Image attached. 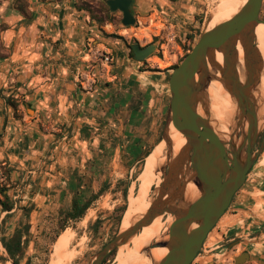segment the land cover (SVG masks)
Listing matches in <instances>:
<instances>
[{
  "label": "crops",
  "instance_id": "0c3cea01",
  "mask_svg": "<svg viewBox=\"0 0 264 264\" xmlns=\"http://www.w3.org/2000/svg\"><path fill=\"white\" fill-rule=\"evenodd\" d=\"M134 11L140 24L117 29L110 23L103 27L108 39L89 24L86 12L56 0H35L28 17L16 11L4 15L8 29L0 50V170L7 172L8 179L3 177L0 187L9 188L15 203L11 212L3 211L0 204V226L11 230L4 235L14 233L12 220L21 216L27 199L35 201L30 192L66 184L61 180L66 136L55 132L80 125L83 111H91L99 101L97 92H84L81 87L87 84L84 79L105 76L96 65V53H110L113 58L112 75H107L113 84L105 93L109 111L119 112L124 128L115 157L123 151L120 158H138L145 149L138 133L145 130L155 109L169 108L172 68L179 63L182 47L198 39L197 19L206 14L205 9L199 0H134ZM141 37L165 39L158 51L161 55L144 62L131 58L129 45L141 42ZM10 96L17 110L8 102ZM262 163L264 159L254 166L216 226L221 240L241 238L250 257L259 259L264 258ZM52 189L64 191L63 186Z\"/></svg>",
  "mask_w": 264,
  "mask_h": 264
},
{
  "label": "water",
  "instance_id": "95a60500",
  "mask_svg": "<svg viewBox=\"0 0 264 264\" xmlns=\"http://www.w3.org/2000/svg\"><path fill=\"white\" fill-rule=\"evenodd\" d=\"M105 3L112 12L122 13L124 27L136 25L134 0H105ZM263 3L264 0H247L229 20L212 29L206 25L192 51L173 69L167 121L157 142V146L164 141L166 145L163 153L166 161L157 168L162 183L155 187L146 214L135 217L132 226L119 232L97 253L91 264H102L109 254L129 244L144 227L169 215L174 220L168 228V238L152 242L144 250L146 253L155 248L168 250L167 256L155 264H192L203 250L209 235L229 210L264 151V138L258 147L264 127L259 126V101L253 94L263 66L255 35L257 26L264 24L261 18ZM239 48L244 53L243 82L238 72ZM132 49L133 59L144 62L157 47L151 44L143 48L134 44ZM217 53L223 56L222 65L216 62ZM213 80L223 84L236 104L235 124L228 132L217 126L208 107L206 90ZM199 106L203 107V115L198 112ZM171 124L187 141L176 156L168 137ZM151 154L152 151L146 159ZM185 171L190 173L188 178ZM189 183L197 187L200 196L185 204ZM8 260L12 263L9 256ZM249 260L247 252L235 258L236 264Z\"/></svg>",
  "mask_w": 264,
  "mask_h": 264
},
{
  "label": "rangeland",
  "instance_id": "374dc122",
  "mask_svg": "<svg viewBox=\"0 0 264 264\" xmlns=\"http://www.w3.org/2000/svg\"><path fill=\"white\" fill-rule=\"evenodd\" d=\"M42 1L46 2L48 0ZM56 2L71 5L77 11L86 12L87 16L90 17L89 24L93 23L99 29L100 36L104 39L109 38V35L103 29L104 26L112 23L118 27L117 29L125 28L122 25L123 15L119 11L112 12L105 0H56ZM199 2L206 12V14L200 15L197 19L199 25L198 35L200 37L211 15L219 9L221 0H199ZM34 3L35 0H0V50L3 48L1 43L2 35L8 29L4 15L16 11L28 17L30 8ZM261 18L264 19V3L261 10ZM103 20H105L104 23ZM139 24L137 20V25ZM140 39L141 42L132 41V45L139 44L144 48L153 44L157 47V50L151 56L161 55L158 51H161V45L165 43V39L161 37H153L152 39L141 37ZM198 39L192 44L189 45L187 43L182 47L183 52L179 57L178 65L192 51ZM96 65L98 69L103 70L102 74L105 76L94 77L92 78L93 80L91 79L92 81L84 79L87 84L85 86L81 85V87L84 92H97L99 101L96 102L91 111H83L80 125L73 123L70 127L56 128V134L66 136V149L63 151L67 157L63 162V167H61V170H63L61 180L66 182V184L60 185L63 186L64 191L62 193L59 190L50 191L51 188L60 189V186L58 187L57 185L47 188L48 191H40L38 188L35 192H30L33 193L35 201L32 202L27 199V203L23 205L24 207L30 204L28 205V207L32 208L29 215L30 219L21 211V216L24 218H22L23 221L21 216L12 220L16 224L15 230L25 226L27 222L31 224L30 233L24 239V257L20 264H51L55 254V244L64 231H69L74 238L68 249L70 256L68 255V258L62 259L59 264H91L97 253L103 250L122 231L124 216L126 217L127 214L133 216L134 214L131 215L130 212L135 209L134 207H136L138 202L142 199V201H145L146 197L153 194L155 190L156 182L149 184L146 188H142L139 177L144 171L143 169H145L146 157L149 155H146L147 152H154L155 146L162 136L167 121L168 108L159 112L155 109L151 113L145 130L142 133H138L141 134L145 146L138 158L130 160L128 155L120 158L123 151H119L115 157L116 150L123 144L124 128L122 122L118 120L119 112L116 111L114 114L109 111L110 102L107 99V93H105V90L113 84V81H110L108 79L109 76H107L112 75L110 71L112 63L106 65L100 57ZM10 98L13 100L11 96ZM30 115L34 116V113L32 112ZM263 159L264 151L255 165L259 164ZM262 166H257L256 169H261ZM1 174L6 177L4 170H1ZM4 182L5 180L0 181V185L4 184ZM71 183L72 185H70ZM77 185L80 186L81 190H86V199L92 193L101 192V195L93 202L83 218L77 221H69L66 224V228L62 229L61 219L63 216L60 215V212L68 211L74 197L78 195V192H81V190H77ZM124 206L127 207V210L122 214L121 208ZM120 216H123L121 223L118 221ZM162 224L164 232L168 226L167 216L163 218ZM7 227L5 224L0 226V231H2L0 240L4 233L8 234L11 232V230H7ZM219 231L220 229L215 228L211 232L203 250L192 264H236V257L250 251L244 246L241 238H234L231 241L227 239L221 240ZM7 234L5 236L9 237ZM141 234L142 231L134 239H139ZM121 248L120 250H115V255L102 264H119L120 251L125 255L127 254V256L129 255L128 257L130 258L135 252H144L145 250L136 249L132 240ZM0 257L2 258L0 264H12L8 260L1 241ZM242 264H264V258L259 259L256 256H251L248 262Z\"/></svg>",
  "mask_w": 264,
  "mask_h": 264
},
{
  "label": "bare ground",
  "instance_id": "6f19581e",
  "mask_svg": "<svg viewBox=\"0 0 264 264\" xmlns=\"http://www.w3.org/2000/svg\"><path fill=\"white\" fill-rule=\"evenodd\" d=\"M246 1L247 0H221V5L219 9L211 15V18L208 21L207 24L208 29H212L219 23L232 18L235 14H237L241 6L245 4ZM255 35H256V43L258 49L263 58V66H262L260 81L256 86V88L254 89L253 94L255 98L259 101L258 102L259 126L263 128L264 127V24L263 23L257 26ZM239 54H240V61L238 66V72L240 79L243 82L245 80V68L243 63L244 53L241 48H239ZM215 59L218 64L220 65L223 64L224 60L221 54L217 53L215 55ZM206 96H207L206 99L208 101L207 102L208 107L212 113V118L216 120L217 126L220 129L228 132L229 127L234 126L235 124L234 119L237 114L236 104L232 96L220 81H215V80H213L209 84L206 90ZM198 112L199 114L203 115V107L199 106ZM168 137L171 141L173 152L176 156L180 152V150L186 145L187 141L183 136V134H181L173 124L170 125ZM165 148H166L165 141L162 142L159 146L156 145L154 152L146 159L145 169L139 177L142 188L148 187L149 184L153 182H156L154 187H159L160 184L162 183L161 173L157 174V168H159L166 161V157L163 156ZM185 172H186L185 175L188 178L190 173L188 171ZM199 196H200V192L197 189V187L193 183H189L184 195L185 204L194 202ZM142 200L139 201L136 207H134L135 209L130 212L131 215L134 214L133 216H130L128 214L126 215V217L124 216L125 219L124 221H122L123 222L122 231H125L132 226L135 217L141 218L143 215L146 214L153 201V196L152 194H150L146 197L145 201ZM164 217L165 216L159 217L151 225L144 227L141 230L142 234L139 239L137 240L134 238L131 239L135 243L136 249H140V250L146 249L152 242L166 240L168 238V228L172 224L174 218L170 215L167 216L168 226L163 232L162 220ZM73 238H74L73 235L70 234L69 231L63 232V234L58 238L55 244V254L51 264H59L60 261H62V259L66 258L69 255L68 249L71 243L73 242ZM121 249L124 250L123 248ZM167 254H168V250L166 248H155L151 250L149 253L135 252V254L131 255L129 258L128 257L129 255L127 256V254L125 255L120 251L118 260H119V264H124V263L125 264H155L161 261L165 256H167ZM71 256L73 255L71 254ZM246 258L247 257L245 256V259Z\"/></svg>",
  "mask_w": 264,
  "mask_h": 264
},
{
  "label": "trees",
  "instance_id": "16d2710c",
  "mask_svg": "<svg viewBox=\"0 0 264 264\" xmlns=\"http://www.w3.org/2000/svg\"><path fill=\"white\" fill-rule=\"evenodd\" d=\"M105 6H106V8H108L107 5H105ZM104 22H105V20H103V23ZM129 49H130V57L133 58L134 52L132 49V45H129ZM176 66H174L172 69H174ZM8 102L14 107L15 110L18 109V104L14 100H11V98H9ZM148 154H149V152H147L146 155H148ZM5 175L8 179V174L6 171H5ZM8 189L9 188H7L6 186L0 187V196L2 197L0 199V204L3 208V211H5V212H11L15 208L14 201L10 198V196L7 193ZM77 190H81L79 185H77ZM100 193L101 192L92 193L89 196V198L86 199L87 192L85 189L81 190V192H78V195H76L72 201V205H71L70 209L68 211H61L60 212V215L63 216V218L61 219L62 229L66 228V224L69 221H77V220H80L81 218H83L85 216L87 210L93 204V202L99 198V196L101 195ZM21 209H22L24 215L26 217H28V219H30L29 215L32 211V208L28 207V206H24ZM126 210H127V207L124 206L123 208H121V213L122 214L125 213ZM122 218H123V216H120L118 218L119 223H121ZM30 230H31V224L29 222H27L25 224V226H23V227L21 226L20 228H17L11 236L6 237L4 235L1 238V240H0L1 244H2L7 255L9 256V259L12 261L13 264H20L21 260L23 259V257H24V239L26 238V236L29 235ZM115 252L116 251L109 254V256L107 257V259L104 262H106L111 257H113L115 255ZM1 260H2V258L0 257V262H1Z\"/></svg>",
  "mask_w": 264,
  "mask_h": 264
},
{
  "label": "built area",
  "instance_id": "2783aa9c",
  "mask_svg": "<svg viewBox=\"0 0 264 264\" xmlns=\"http://www.w3.org/2000/svg\"><path fill=\"white\" fill-rule=\"evenodd\" d=\"M96 56H98L99 58H102V62L106 65H109L110 63H112L113 58L112 55L110 53H96ZM3 179V175L1 174V170H0V181H2Z\"/></svg>",
  "mask_w": 264,
  "mask_h": 264
},
{
  "label": "flooded vegetation",
  "instance_id": "af4514ba",
  "mask_svg": "<svg viewBox=\"0 0 264 264\" xmlns=\"http://www.w3.org/2000/svg\"><path fill=\"white\" fill-rule=\"evenodd\" d=\"M264 138V134H262L260 137H259V140H258V147L260 146V144L262 143V140ZM236 246V245H234Z\"/></svg>",
  "mask_w": 264,
  "mask_h": 264
}]
</instances>
